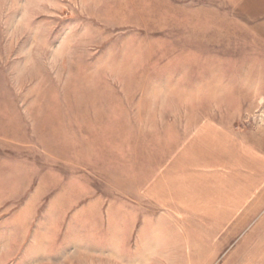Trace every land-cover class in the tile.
I'll use <instances>...</instances> for the list:
<instances>
[{
    "label": "rangeland",
    "instance_id": "obj_1",
    "mask_svg": "<svg viewBox=\"0 0 264 264\" xmlns=\"http://www.w3.org/2000/svg\"><path fill=\"white\" fill-rule=\"evenodd\" d=\"M262 183L264 0H0V264H264Z\"/></svg>",
    "mask_w": 264,
    "mask_h": 264
},
{
    "label": "crops",
    "instance_id": "obj_2",
    "mask_svg": "<svg viewBox=\"0 0 264 264\" xmlns=\"http://www.w3.org/2000/svg\"><path fill=\"white\" fill-rule=\"evenodd\" d=\"M222 147V146H221ZM211 154H213V153H211ZM209 155V164L210 165H214L215 163H216V161H214V160H212V158H213V156L212 155ZM214 155H217L218 157H220L219 158V164L220 165H224V164H231V161H235L234 162V166L233 167H235L236 166V170H232V172L231 173H242V175H244V170H243V168L242 167H244L243 165H245V163L243 162V161H240L238 158L237 159H234V158H236V154L234 155H232V154H229V156H227L226 157V155H223V154H221V155H218V153L217 154H214ZM208 156V155H207ZM183 157H184V155L182 156V159H183ZM233 157V158H232ZM198 157H196V158H191V161H190V156H189V159L187 158V164H188V166H184V164L182 165V166H180V164L179 165H177V166H175V167H173L174 169H173V172H171L170 174L171 175H168L167 177H166V179L164 180V182H165V184L166 183H171L172 182V186H173V184L174 183H176V182H178L179 181V179L181 178V177H183L184 178V189H185V193H189V186H190V183H189V177H190V175L192 174V173H196L197 174V176L199 175V176H202V177H205L206 176V174H204L205 172H206V168H204V167H202L201 166V162H198L196 159H197ZM185 161V160H184ZM183 161V162H184ZM192 162H195L194 164H192ZM204 163H206L205 161H204ZM192 164V165H191ZM208 165V164H207ZM191 166H194V167H191ZM201 168H204V169H201ZM249 168V167H248ZM220 171V172H219ZM219 171H215V172H211L210 174H211V176H215V178L217 177V178H219L220 177V174L223 172L222 170H219ZM237 171V172H236ZM219 172V173H218ZM195 174V175H196ZM201 174H203V175H205V176H203V175H201ZM217 174H219V175H217ZM234 174H233V176H234ZM251 175V174H250ZM207 177V178H211V179H215V178H212V177ZM232 176V174H231V177L232 178H234ZM230 177V178H231ZM249 178V177H248ZM251 179H253V175H251V177H250ZM28 179H31V177L30 178H28ZM210 179V180H211ZM158 181H162V180H159V178H158ZM215 181H217V180H215ZM164 182L162 183V186L164 187V188H166V186H164ZM44 184H46V183H44ZM195 184V183H194ZM172 186H170V188L172 187ZM197 185H192V188L191 189H193L194 187H196ZM262 186L264 187V183H262ZM42 187H45L44 185H42ZM213 187H216V186H212V188ZM157 188V187H156ZM180 188V187H179ZM157 192V191H156ZM191 192V191H190ZM192 192H194V191H192ZM251 192H252V190H251ZM261 193V194H260ZM248 195H247V197L249 198V197H251L252 196V198H249V199H247V200H241V199H237L235 202L234 201H231V202H233V203H236V211L238 212V213H244L246 210V212L245 213H249L250 211H254L255 210V208L256 209H258L257 208V206H258V203L260 204L259 206H261V200H263V198H264V189L263 190H255V191H253L252 193H251V195H249V193H247ZM256 194H260L261 195V199H259V200H255L254 199V195H256ZM73 196V195H72ZM56 197L57 198H60V197H65V201L66 200H68V198L69 197H71V194L70 193H68L65 189H63V190H61V191H59V193H57L56 194ZM175 197V196H174ZM176 198V197H175ZM64 200V199H63ZM192 201V199L190 198V196H184V202H188V201ZM212 202H214V201H212ZM218 202H221V201H218ZM251 212V213H252ZM249 217H250V215H249Z\"/></svg>",
    "mask_w": 264,
    "mask_h": 264
}]
</instances>
